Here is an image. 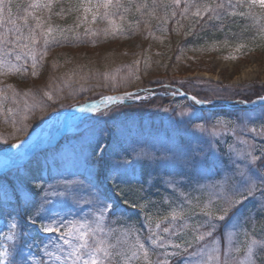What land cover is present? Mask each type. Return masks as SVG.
I'll return each instance as SVG.
<instances>
[{
    "label": "snow or ice",
    "instance_id": "snow-or-ice-1",
    "mask_svg": "<svg viewBox=\"0 0 264 264\" xmlns=\"http://www.w3.org/2000/svg\"><path fill=\"white\" fill-rule=\"evenodd\" d=\"M60 17H71L72 23H54ZM237 22L244 25L241 39L225 32ZM202 28L223 32V41L215 43L224 47H231L230 39L238 40L225 56L229 60L264 47V0H0V118L10 124L15 138V133L27 130L37 112L43 114L58 104L73 75L78 76L79 87L71 88L68 95L98 87L116 91L141 80V64L144 74L151 67L145 49L131 64L112 71L66 73L67 79L49 84L48 90H20L7 82L9 77L42 76L53 47L96 46L136 35L162 42L181 31L185 37L199 39ZM92 80L96 83L89 85ZM152 83L167 89L159 95L189 102L191 114L177 121L191 125L185 127L189 138L154 142L132 138L126 145L112 147V158L106 160L107 132L82 136L78 150L61 155V171L53 182L24 177L18 195L13 189L16 206L11 198L0 202V219L5 221V230H0V264H264V112L253 111L264 106V95L257 94L254 100L229 99L228 103L241 106L240 112L204 119L196 113L223 101L228 90L208 89L209 95L200 98L182 91L183 81L175 82L180 87ZM231 94L238 95L235 90ZM157 95L145 88L102 95L97 101L73 106L91 116L67 115L83 123L102 110L108 115ZM59 118L57 111L41 124ZM229 130L234 143L227 138ZM35 142L30 133L24 143ZM24 154L12 144L0 164ZM101 175L121 199L101 190L94 179ZM133 183L139 185L138 192ZM157 184L156 194L163 191L161 200L149 196ZM164 204L170 211L161 217ZM124 205L139 209L135 222Z\"/></svg>",
    "mask_w": 264,
    "mask_h": 264
},
{
    "label": "rangeland",
    "instance_id": "rangeland-1",
    "mask_svg": "<svg viewBox=\"0 0 264 264\" xmlns=\"http://www.w3.org/2000/svg\"><path fill=\"white\" fill-rule=\"evenodd\" d=\"M132 42H126L120 44V51L123 53H131L133 51ZM83 50H90L89 52L95 51L96 48L82 47ZM75 51L78 48L74 49ZM82 52V51H81ZM226 55L213 53V52H199V53H189L182 56V61L186 64L183 66L182 70L177 67H169L164 73H159L158 71L153 72L151 77L148 79L149 83L152 81H160L164 84H171L173 87H180V85H174L173 82L183 81L185 83L191 82L195 85V82H201L199 88H206L208 85H218L230 91V94L223 93L224 100L215 104L214 106H205L201 111L196 113L197 116L204 119H211L214 116H219L221 118H227L229 115L240 112V105H233L228 103L229 99H249L252 100L256 97H244L251 92H254L249 86H257L256 91H261L262 86H264V52L263 51H248L244 55H238L237 59L229 60L225 58ZM137 58V57H136ZM135 58V59H136ZM133 54H127L124 56L120 62L111 65L109 68L103 69V71H112L121 68L124 65L131 64L134 60ZM98 71V70H97ZM122 72L121 74H125ZM141 75V80L135 81L134 83L128 85L127 87H118L116 91H111L103 87L92 88L88 92L79 93L76 95H68L71 88H78L79 85L74 82L69 87H66V91L62 93V98L59 100L58 104L54 107L48 108L43 114L39 112L36 113L35 117L31 119L29 127L23 133H15V138H13V130L10 124H5L0 118V149L9 147L12 144H16L24 137L28 136L35 129L40 127L41 121L46 120L49 115L59 109L69 107L73 104L81 103L90 99L100 97L104 94L112 92H124V91H136L137 88L153 89L155 91H166L162 84L157 83L154 85H148L146 87H141L143 75ZM61 84V80L59 81ZM89 85L96 83L92 80L88 82ZM183 89V88H182ZM241 89H244L242 92ZM184 90V89H183ZM231 90H235L238 95H232ZM159 95V94H158ZM264 95V93L260 94ZM161 96V95H160ZM187 101L181 97L173 98L171 95L163 96L158 101H153L150 104H146L141 108L138 107H127L122 111L114 112L105 115L103 110L99 116L95 118H90L81 123L79 120L74 119L77 123V127L80 134L76 135H59L49 147L43 146V148L35 149L30 157L31 162H35L37 165V173L34 176L36 179H44L49 182H53V178L57 177L59 171H61L59 165V160L61 155L69 153L73 149H79L82 143V136H87L89 138L95 137L101 131H106L107 136L104 138L110 148L105 153V159H111V148L121 145H126L132 138H137L141 140L155 141L157 139H165L167 137H172L173 139L184 137L186 140L189 138L185 135V127L190 128L191 125L178 124L177 121L185 119L187 115L191 114V108L188 107ZM225 104V107L222 105ZM163 108H168L169 111L165 113L162 111ZM173 109L175 111H173ZM225 109V110H223ZM229 109V110H228ZM257 114L264 112V106H259L254 109ZM76 116L84 117L86 115L91 116L92 114L81 113L79 111H72ZM183 114V115H182ZM196 123L203 122L202 120L195 121ZM82 130H84L82 132ZM229 143L235 142V137L231 135V130H229L228 135ZM58 143V144H57ZM27 163V164H28ZM15 166L4 169L0 172V202H4L7 199H12V205L16 206V198L13 197V189L17 190V195L19 194V188L21 186L22 178L31 177L32 175L26 171V165ZM131 176V173H129ZM101 190L105 192L108 196L114 198V200H119L118 191L113 187L112 183L104 178L103 175L94 177ZM136 179H140V169L137 168ZM132 189L139 191V185L133 183L131 185ZM157 187L150 190L149 196L153 200H161L163 196V191L157 195ZM121 188L125 191L128 190L127 186L121 184ZM128 211V215L132 217L133 222L136 220L135 214L139 211L137 208H132L129 205H124ZM170 208L167 204H164L161 209V217L167 215ZM5 221L0 219V230L4 229ZM260 225H257V230H259ZM147 235V233H145ZM240 239L243 237L240 236Z\"/></svg>",
    "mask_w": 264,
    "mask_h": 264
},
{
    "label": "trees",
    "instance_id": "trees-1",
    "mask_svg": "<svg viewBox=\"0 0 264 264\" xmlns=\"http://www.w3.org/2000/svg\"><path fill=\"white\" fill-rule=\"evenodd\" d=\"M54 23L70 25L72 23V18H54ZM184 24L187 25L188 21H184ZM243 27L244 25L237 22L228 25L225 28V32H227L230 37L233 33H235L237 38L241 39L243 38ZM197 35L201 38L197 39L196 37L192 36L185 37L181 31L180 34L172 33L171 35L166 36L162 42L159 39L144 40L141 35H136L126 40L110 41L107 44H97L96 46L80 44L79 46L75 47L69 45L53 47L50 49L46 58L42 76L37 78H28L26 80H19L16 77H9L7 78V82L13 83L20 90H36L41 88L48 90L47 86L49 84L55 86L60 84V78L67 79V76L65 75L66 73L73 71L78 74L101 72L103 69L109 68L111 65L120 62L121 59L127 54H133L135 59L136 57L139 58V56L144 53L145 49H148L146 54L151 57V67L148 69L147 74H144L143 64H141V74L143 75L142 80L144 83L142 82V84H139L141 87H146L150 84H157L149 83L148 81L153 72L158 71L159 73H164L169 67H177L178 69L182 70V67L186 64L181 58L184 55L199 52H213L228 55L238 42V40L230 39L229 43L231 47H224L222 43L216 44L215 41L217 40L223 41L224 33L210 28H202L198 31ZM156 36L160 37L161 34L157 32ZM129 41L132 42L133 51L131 53H122L120 51V44ZM82 47H94L96 49L93 52H89L90 50H83ZM249 47H251V45H249ZM76 48H78L77 51L74 50ZM180 48L184 49L182 53L179 51ZM193 48L197 50H191ZM252 51L264 52V47H257ZM177 56L180 57L179 60H177ZM53 64L56 65L55 68H53ZM49 77L52 79L50 80ZM77 79L78 76L73 75L72 84L76 82ZM173 84L177 85L175 82H173ZM182 88L185 91H189L192 94L198 95L200 98H205L209 95V92L207 91L208 89L218 88V91L226 90L224 88L218 87V85H213V83L208 85L206 88L199 89L195 88L194 84L184 83ZM250 88H252L254 92L244 95V97L251 98L257 94L264 93L262 91H256V85L252 87L250 86ZM201 89H204V91H201ZM64 91H66V89H64ZM223 93L230 94V91H224ZM162 97L163 96L157 95L155 98L134 103L129 107L133 106L141 108L142 106L150 104L155 100L158 101L160 98L162 99ZM37 168L38 167L34 161L26 165V171L32 175L31 177L36 175Z\"/></svg>",
    "mask_w": 264,
    "mask_h": 264
},
{
    "label": "bare ground",
    "instance_id": "bare-ground-1",
    "mask_svg": "<svg viewBox=\"0 0 264 264\" xmlns=\"http://www.w3.org/2000/svg\"><path fill=\"white\" fill-rule=\"evenodd\" d=\"M68 118H69V116L67 114H64V115L61 116V118H59V121H60V123H62L63 121H65ZM51 124H48V123L42 124V126H40L38 129H36L35 131H33L31 133L33 138H35V140H36L35 143H30V144H25L24 143L29 135L24 137L18 143H16L18 145L19 151H23V153H26V154L21 155L20 158L18 156H12L10 164L14 163L16 161L20 162L21 159L28 158V156L33 152V149H35V148L42 147V146H50V144H51L52 140L54 139V137L56 135H58L59 132H60V130H59L60 128H55V130H53V128H51ZM83 131L84 130H82V132ZM5 151L6 150H4L2 154L0 153V157H2V155H4ZM16 152H17V149H11V153H16ZM2 166H3V164H0V168Z\"/></svg>",
    "mask_w": 264,
    "mask_h": 264
},
{
    "label": "water",
    "instance_id": "water-1",
    "mask_svg": "<svg viewBox=\"0 0 264 264\" xmlns=\"http://www.w3.org/2000/svg\"><path fill=\"white\" fill-rule=\"evenodd\" d=\"M182 91H185V90H183V89H181ZM124 92H127V91H124ZM124 92H120V93H117V92H112V93H108V94H104L103 96H107V95H120V94H123ZM158 94L159 93H163V92H165V91H156ZM192 94V93H191ZM99 99V97H97V98H94V99H90V100H87V101H84V102H81V103H79V104H75V105H85L86 104V102H89V101H97ZM254 99H256V97L255 98H253L252 100H254ZM74 105H72L70 108H72V109H77V108H75V107H73ZM226 105L225 104H223L222 105V107H225ZM64 111V109H61V110H59V112L60 113H62ZM36 130V129H35ZM34 130V131H35Z\"/></svg>",
    "mask_w": 264,
    "mask_h": 264
}]
</instances>
